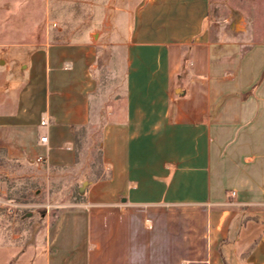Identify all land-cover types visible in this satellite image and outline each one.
Masks as SVG:
<instances>
[{
  "label": "crops",
  "instance_id": "0c3cea01",
  "mask_svg": "<svg viewBox=\"0 0 264 264\" xmlns=\"http://www.w3.org/2000/svg\"><path fill=\"white\" fill-rule=\"evenodd\" d=\"M73 1L0 32V151L74 167L97 132L100 175L0 264H264V2Z\"/></svg>",
  "mask_w": 264,
  "mask_h": 264
},
{
  "label": "rangeland",
  "instance_id": "374dc122",
  "mask_svg": "<svg viewBox=\"0 0 264 264\" xmlns=\"http://www.w3.org/2000/svg\"><path fill=\"white\" fill-rule=\"evenodd\" d=\"M38 1H40L39 6ZM47 1L50 3L49 11L54 13L56 8V12L62 13L64 18H69V13L76 8L73 0ZM112 1L117 4L120 0ZM253 2H264V0H228L219 10L215 9L216 5L213 4L210 14L211 24L231 10L237 15L239 11L243 12L246 18V11L252 8ZM29 11L31 15H35L30 16L37 19L38 14L43 12L41 0H0V32L21 29L27 23L25 19L28 18ZM30 24L31 27L35 25L34 22ZM50 24L54 27L69 28L68 21L58 22L55 26L56 22L51 20ZM263 38L261 35L252 37V39ZM18 39H21V35ZM117 59L120 60L117 54H114L113 60L116 62ZM104 68L98 73L101 78V88L104 91L105 86L118 84L119 89L115 94L117 92L120 94L121 80L117 81L119 77L115 74H107ZM108 72L111 73L109 70ZM101 94L102 92L99 96ZM82 137L83 140L77 149L81 165L74 167H52L14 161L0 151V244L14 242L22 245L34 242V239H42L47 223H51L56 218L57 210L61 205L80 198L82 191L79 188L83 189L86 185L83 184V175L89 178L99 177L101 169L98 134L85 133ZM250 215L254 218L262 217L264 214L248 213V216Z\"/></svg>",
  "mask_w": 264,
  "mask_h": 264
},
{
  "label": "built area",
  "instance_id": "2783aa9c",
  "mask_svg": "<svg viewBox=\"0 0 264 264\" xmlns=\"http://www.w3.org/2000/svg\"><path fill=\"white\" fill-rule=\"evenodd\" d=\"M41 123H42V124H44V120H42V121H41ZM40 140H41L42 142H44V141L46 140V136H44V135H43V136H41V137H40ZM37 160H38V161H41V160H42V158H41V157H38V159H37Z\"/></svg>",
  "mask_w": 264,
  "mask_h": 264
},
{
  "label": "water",
  "instance_id": "95a60500",
  "mask_svg": "<svg viewBox=\"0 0 264 264\" xmlns=\"http://www.w3.org/2000/svg\"><path fill=\"white\" fill-rule=\"evenodd\" d=\"M86 182H84L83 184H85Z\"/></svg>",
  "mask_w": 264,
  "mask_h": 264
}]
</instances>
